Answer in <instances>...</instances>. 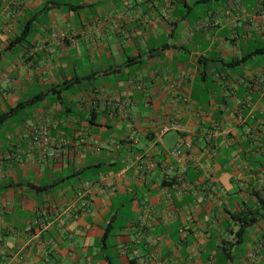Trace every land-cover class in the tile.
I'll return each mask as SVG.
<instances>
[{
    "label": "crops",
    "instance_id": "1",
    "mask_svg": "<svg viewBox=\"0 0 264 264\" xmlns=\"http://www.w3.org/2000/svg\"><path fill=\"white\" fill-rule=\"evenodd\" d=\"M263 15L0 0V264H264Z\"/></svg>",
    "mask_w": 264,
    "mask_h": 264
},
{
    "label": "built area",
    "instance_id": "2",
    "mask_svg": "<svg viewBox=\"0 0 264 264\" xmlns=\"http://www.w3.org/2000/svg\"><path fill=\"white\" fill-rule=\"evenodd\" d=\"M182 128L183 127L181 124L175 123V122L165 124L161 128L160 132L158 133V137L160 138L163 134H165L171 130L182 131ZM33 133L35 136H37L38 138L41 139V144L46 149V151H44V157L55 158L56 157V149L54 148V145H53L50 137L48 136V133L46 132V130L39 129V128L35 127L33 129ZM217 133H218V130H216V129L212 132V134H217ZM127 137H128L130 144H133V145L137 144L138 139L136 137V132L134 130H132L128 134ZM191 145H192V141H191L190 137L186 136V137L181 138L173 146V148L170 150V156L176 161L177 164H180L182 162V159L184 158L185 152L191 148ZM263 158H264V153H263ZM181 170H182L181 175L183 176L185 170H184V168H182ZM122 174H123V171H120L117 174H115V176L121 177ZM165 174L168 176L169 171H167ZM182 180L183 179H181V181ZM94 186H95L94 182L88 181V182L83 183L80 190L77 193L78 198L84 199V198L88 197L91 194ZM177 189L179 190V188H177Z\"/></svg>",
    "mask_w": 264,
    "mask_h": 264
},
{
    "label": "trees",
    "instance_id": "3",
    "mask_svg": "<svg viewBox=\"0 0 264 264\" xmlns=\"http://www.w3.org/2000/svg\"><path fill=\"white\" fill-rule=\"evenodd\" d=\"M261 51V50H260ZM264 51V50H263ZM19 107H22V105H18L16 108L12 109L10 113L15 112ZM7 116V115H6ZM5 116H3L2 118H4ZM117 162H115L114 164L108 165V167H112L113 165H116ZM119 166V165H118ZM120 167V166H119Z\"/></svg>",
    "mask_w": 264,
    "mask_h": 264
}]
</instances>
